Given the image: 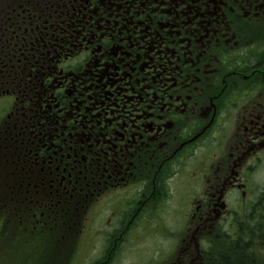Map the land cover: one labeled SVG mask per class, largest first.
<instances>
[{
	"label": "flooded vegetation",
	"instance_id": "af4514ba",
	"mask_svg": "<svg viewBox=\"0 0 264 264\" xmlns=\"http://www.w3.org/2000/svg\"><path fill=\"white\" fill-rule=\"evenodd\" d=\"M2 6L0 209L24 245L65 264L83 242V264L114 230V264L148 226L161 253L132 264H264V0Z\"/></svg>",
	"mask_w": 264,
	"mask_h": 264
},
{
	"label": "rangeland",
	"instance_id": "374dc122",
	"mask_svg": "<svg viewBox=\"0 0 264 264\" xmlns=\"http://www.w3.org/2000/svg\"><path fill=\"white\" fill-rule=\"evenodd\" d=\"M4 1L5 0H0V8L4 7L2 6ZM164 202L165 205L163 206L170 208V210H172L173 212H177V209L181 203L184 204L183 205L184 207H190L187 205V203L183 198H180L175 194L167 195ZM154 218L155 217L153 216V219ZM11 230H13V228H10L7 231H2L0 233V257H4V259L2 258L0 259L3 260L4 262L6 258L9 261L6 262V264H50L49 262L55 259L54 253L47 251L45 248H43V246L38 248L37 247L38 244L36 243H30L28 245H22L20 242L14 243ZM100 232L104 234V236L100 238L101 241L100 244L92 248V244L94 243V239H93V242L91 243L90 246L91 249L89 250L86 256V259L83 261V264H100V260L103 258L104 255L109 256L112 254V252L110 251L111 249L108 251L107 254L103 253V248L110 244V240L108 243H104L103 240L105 237H108L109 239L112 238V243H111L112 245L119 242L116 238V233L114 230H113L114 232L113 236L105 231H100ZM120 233L122 232L120 231ZM224 237H226L225 234L221 236L217 235L213 246L215 248L219 247L220 249L228 247L227 242L224 240ZM157 238L158 236L155 233V231L150 230L148 226H142L140 228L133 229L131 232L125 234L124 237H122V234H120V250L118 251L117 256L113 261H115L118 258V256L120 257L122 254L126 252L123 264H132V260H134V258L131 252H135L137 249L136 248L134 250L132 247L139 244L140 240H143L145 243L150 244L153 248H155L157 252L161 253V249H159V246L157 245V241H156ZM8 247L12 248L11 252L9 251L6 252L5 248L8 249ZM82 248H83V244L80 245L78 250ZM162 248L164 249L163 250L164 252H168L171 249L169 247V242H167V246L163 245ZM129 249L130 252H127ZM150 253L159 259L161 258L154 251H151ZM142 260L145 261L144 257ZM69 264H75V258L71 259ZM114 264H120V263L116 262Z\"/></svg>",
	"mask_w": 264,
	"mask_h": 264
},
{
	"label": "trees",
	"instance_id": "16d2710c",
	"mask_svg": "<svg viewBox=\"0 0 264 264\" xmlns=\"http://www.w3.org/2000/svg\"><path fill=\"white\" fill-rule=\"evenodd\" d=\"M0 203H1V201H0ZM11 213H12V210L7 211L6 209H0V232L9 230L7 228V226H5V224H6V221L8 220V218L11 216ZM17 223H19V220H18V217H15L13 219V222L9 225L10 228H13V230H14V231L11 230L12 238H13L14 243L20 242L22 245H24L26 243L27 237L24 236L25 235L24 231L21 233L18 231V228H14V227H16ZM14 235H15V237H14ZM30 243H36V242L30 239V241L26 245H28ZM74 245H75V243L72 244V246H74ZM37 247L40 248L41 246L38 245ZM5 250L7 252V251H11L12 249L10 247H8V249L5 248ZM0 258L4 259V257H0ZM226 261L229 262V259L226 258ZM6 262H9L6 258H5L4 262H3V260L0 259V264H6ZM50 264H54V263H50Z\"/></svg>",
	"mask_w": 264,
	"mask_h": 264
}]
</instances>
